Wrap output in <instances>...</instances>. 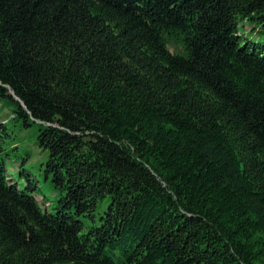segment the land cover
<instances>
[{
  "label": "trees",
  "instance_id": "1",
  "mask_svg": "<svg viewBox=\"0 0 264 264\" xmlns=\"http://www.w3.org/2000/svg\"><path fill=\"white\" fill-rule=\"evenodd\" d=\"M247 21L264 34V0H0V98L58 191L44 208L31 153L23 186L0 157V264H264Z\"/></svg>",
  "mask_w": 264,
  "mask_h": 264
},
{
  "label": "rangeland",
  "instance_id": "2",
  "mask_svg": "<svg viewBox=\"0 0 264 264\" xmlns=\"http://www.w3.org/2000/svg\"><path fill=\"white\" fill-rule=\"evenodd\" d=\"M253 26V23L247 21L245 22V26L242 27V30L247 33L248 37L264 43V34L255 33L252 29ZM12 117L13 106L6 103L5 99L0 98V123L6 122L11 133V138H9V141L7 142L8 150L6 152H0V157H5L7 160L8 174L20 186H23L27 182L25 180L26 176H22L18 172L19 162L17 159L19 153L21 154V151L23 152L27 150L31 153L32 157L26 167L30 174H32L31 177L39 180L41 190L37 199L44 208L49 207V210H51L52 208L48 206L49 202L47 200L50 202L55 201L58 197V191L54 188L51 181L45 177L44 162L48 159V152H42L38 145V130L36 125L24 126L21 123H15ZM14 146H18V149L12 150ZM6 153H9V155H6ZM43 196H46L45 200H42ZM106 203L107 202L101 203V211L105 208Z\"/></svg>",
  "mask_w": 264,
  "mask_h": 264
}]
</instances>
